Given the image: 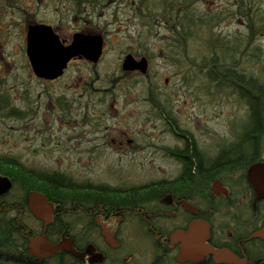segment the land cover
<instances>
[{
  "label": "flooded vegetation",
  "instance_id": "flooded-vegetation-1",
  "mask_svg": "<svg viewBox=\"0 0 264 264\" xmlns=\"http://www.w3.org/2000/svg\"><path fill=\"white\" fill-rule=\"evenodd\" d=\"M42 5L43 0H0V38L11 37L17 30L26 42L29 28L37 24L51 26L60 36L57 27L41 20L29 19L30 16L35 18L40 15ZM14 22L19 23L18 27ZM78 32L81 31L75 30L74 34ZM138 53L140 54H128L136 60L147 59V72L123 70L125 56L121 53L114 67L115 71L107 74L108 78L105 80H94L98 87L94 89L95 94L91 93L88 98L99 102L98 105L106 110L107 99L125 100L129 94H137L133 86L138 85L142 90L144 88L143 91L149 94L147 99L155 109L148 116L158 114L159 122L164 125L162 128L166 129L160 130L159 139L162 134H168L172 140L163 149L170 164L177 166L178 174L148 176L145 180L135 182L132 177L130 180L125 175L115 176L113 179L105 173L96 176L94 170H91L80 179L70 170L39 165L36 167L39 184L44 186L45 181L59 177L72 189V194L66 201L48 198L43 192H39L52 208L46 222L38 219L28 208L30 193L25 191L24 186L27 185L26 171L29 162L0 154V157L15 160L16 164L24 168L23 186L17 187L9 177L0 175V178H8L12 185L8 193L0 194V217L5 219L2 223L9 226L14 221L22 229L19 234L14 233L15 236L27 239L23 242L26 249L18 248L14 251H21L20 259H26L29 253L41 262H49L60 254L77 251L83 264H115L114 261L119 257L113 251L117 250L116 246H123L121 239L130 230L132 233L141 232L143 240L156 246L163 262L170 259L172 264H181L177 262V256L181 247H187L190 258L182 264H264V239L255 236L264 230V193L260 196L249 181L252 167L264 164V146L253 153L249 131L246 125H242L240 131L234 130L235 136L231 142L220 144L218 139L213 138L216 142L206 147L197 132L188 128L180 118L173 116L168 107L158 106L160 103L154 104L159 87H155V78L151 76V56L141 51ZM105 54L104 48L98 62H92L84 56L74 57L67 63L61 77L48 80L35 75L25 47L26 61L37 81L50 84L64 78L74 63H82L86 65L84 68L87 73H84L81 80L88 85L89 77L91 78L96 66L102 64ZM78 73L79 70L77 73L74 70L73 76ZM116 76L118 77L114 78ZM77 80L78 77H73L71 83L75 85ZM41 96L39 95L40 99ZM6 97L0 95V117H18L27 124V107H22L19 113L13 109L9 111L6 101L2 99ZM37 103L40 111L44 100H38ZM113 109L117 112L122 110L121 117H116L114 123L107 120L104 125H95L96 121L90 120V113L97 114V109L73 113L67 131L68 145L74 151L83 148L71 154L74 161L96 167L98 161L107 157L109 152H121L129 157L131 163L127 165H134L140 147H158L155 142L158 138L149 135L147 127L133 121L124 123V117L129 116L130 112L134 114V110L128 112L120 104L113 105ZM39 113L37 112V118L43 124L44 114ZM59 121L60 114L52 116L53 129ZM77 123L82 125L76 126ZM139 139L143 141L140 142ZM14 189L19 192V199H11ZM195 228L193 235L182 236ZM27 233L31 235L27 236ZM41 236L54 244L68 240L71 249L51 254L49 259L41 257L45 253L46 243L33 248L29 242L30 238ZM132 239L129 236V241ZM76 245L83 246V251L78 250ZM31 252L34 254L31 255ZM83 253L85 257L81 256ZM221 254L223 256L219 258Z\"/></svg>",
  "mask_w": 264,
  "mask_h": 264
},
{
  "label": "rangeland",
  "instance_id": "rangeland-1",
  "mask_svg": "<svg viewBox=\"0 0 264 264\" xmlns=\"http://www.w3.org/2000/svg\"><path fill=\"white\" fill-rule=\"evenodd\" d=\"M163 3L152 0L153 14H150L148 7L138 0H43L40 15L35 18L30 16L29 19L57 27L61 39L68 41L66 45L71 43L75 30L103 36L105 58L92 72L88 85L81 80L87 73L86 65L82 63H74L58 82H38L26 61L24 36L16 30L11 37L0 38V46H5L0 48V95L7 96L2 99L6 101L9 111L13 109L19 113L24 106L28 110L27 124L18 117H0V154L19 157L29 162V166L35 165V168L41 165L67 169L80 179L91 170L96 176L105 173L113 179L125 175L135 182L148 176L177 175V166L170 164L163 149L172 140L168 134H162L159 139L160 130L166 129L162 128L164 125L159 122L158 114L148 116L155 109L147 99L149 94L143 91L144 88L133 86L137 94H129L125 100L107 99L106 110L98 105L99 102L88 98L91 93L95 94L94 89L98 87L94 80L107 79V74L115 71L121 53L123 56L130 52L140 54L138 52L142 50L151 56V76L155 78V87H159L154 104L168 107L173 116L197 132L206 147L216 142L213 138L218 139L220 144L234 140V130L240 131L242 125L248 127L249 107L246 101L239 97V90L231 82L228 85L227 81L212 72L209 65L212 51L206 45L209 39L207 34L197 36L187 44H172L176 27L173 26L174 21L166 22L161 16ZM256 4L264 15V0H256ZM194 8L198 13H222L223 19L214 25V32L219 34L218 39H225L236 48L238 53L234 50L235 55L230 57V63L234 62L232 66L240 73L264 81V27L257 28L246 22L235 0H200ZM228 8L233 12L225 15ZM18 24L14 22L17 27ZM216 53L220 59L223 53ZM74 70L80 73L73 76ZM73 77H78L75 85L71 83ZM39 95H42L41 99ZM38 100H44L40 109L43 112L38 111ZM118 104L125 106L128 112L135 111L124 117V123L133 121L147 127L148 134L158 138L155 142L159 148L140 147L134 165H127L131 163L129 157L121 152H109L107 157L98 161L96 167L74 161L71 154L83 148L74 151L68 145L67 131L73 113L97 109V114L90 113V120L96 121L95 125H104L107 120L114 123L116 117H121L122 110L117 112L113 109V105ZM37 112L44 114L43 124L39 123ZM58 114L60 121L55 123L53 129L52 116ZM10 197L19 199V192L12 190ZM128 231V235L121 239L123 246H116L117 250L113 251L119 257L115 264H172L170 259L162 261L156 246L143 240L141 232H133L134 235ZM129 236L133 238L130 241ZM81 256L85 257V254ZM18 257L16 252H9L10 264H30L27 260L20 263ZM31 262L39 264L34 260ZM58 263L59 260H52L49 264Z\"/></svg>",
  "mask_w": 264,
  "mask_h": 264
},
{
  "label": "trees",
  "instance_id": "trees-1",
  "mask_svg": "<svg viewBox=\"0 0 264 264\" xmlns=\"http://www.w3.org/2000/svg\"><path fill=\"white\" fill-rule=\"evenodd\" d=\"M152 0H138L140 4L148 7V12L153 14V8L151 5ZM157 2H163V9L161 11V16L166 20V22L174 21L176 30L174 31L175 37L172 36V44H187V42L194 41L197 36H203L207 34L209 36L206 45L212 51V57L209 60V65L211 70L220 76L221 80H225L232 86L236 87L239 92V97H243L246 104L249 107V119H248V137L251 142V148L253 153H257L261 146H264V81L260 78L250 75L247 76L245 73H240L237 71L234 62L230 63V57L233 58L235 55L234 47L228 43L225 39H218L219 34L214 32V28L217 23H219L223 17L221 12L207 13L196 12L194 6L200 0H155ZM235 5L239 6L241 13L245 17V21L251 23L254 27L263 28L264 27V15L260 12V9L256 4V0H235ZM230 8L225 11V15L232 14ZM224 15V16H225ZM151 26V23H148ZM212 26H214L212 28ZM213 38V39H211ZM220 40V41H219ZM222 48H224L222 50ZM222 52L220 59H218V54L216 52ZM148 54L146 51H141ZM236 53L237 50H236ZM258 56V55H256ZM230 63V64H229ZM230 65V66H229ZM211 73V72H210ZM247 133V132H246ZM24 173V168L14 161L0 157V175L9 177L13 183L19 187L23 186L22 175ZM36 168L35 166H28L26 171V186H24L25 191L30 193L43 192L48 198H54L60 201H66V198L72 194V189L68 187V184L63 181L62 178L55 177L50 179L49 182L45 181L44 186L39 184L36 178ZM66 184V185H64ZM76 190H79L76 188ZM78 193V191H76ZM22 200V199H21ZM4 218L0 217V264H10L8 253L16 252L15 249L25 248L23 242L27 239L17 238L14 233L19 234L22 229H20L17 223L10 222L9 226H4L2 221ZM57 230V229H56ZM52 232V231H51ZM69 232V231H67ZM25 234V233H24ZM31 234L27 233V236ZM77 249L83 251V246L76 245ZM4 255H1V253ZM18 255L21 251H18ZM28 257L26 259L19 258L20 263H24L25 260H34L35 263L39 264H49L51 261L43 262L36 260L27 253ZM78 252H72L69 254H60L57 257H53L54 261L59 260L58 264H83V260L78 256ZM23 259V260H22ZM49 259V258H48Z\"/></svg>",
  "mask_w": 264,
  "mask_h": 264
},
{
  "label": "water",
  "instance_id": "water-1",
  "mask_svg": "<svg viewBox=\"0 0 264 264\" xmlns=\"http://www.w3.org/2000/svg\"><path fill=\"white\" fill-rule=\"evenodd\" d=\"M104 39L102 35L75 33L72 42L65 45V41L54 32L51 26L45 24L32 25L27 33L26 54L36 76L43 79L54 80L63 75L67 63L74 57L84 56L92 62H98L102 55ZM123 69L126 71L140 70L145 73L148 69V61L145 58L136 60L131 54L123 61ZM249 181L261 196L264 193V164L254 165L249 171ZM11 182L8 178H0V194H6L11 190ZM259 196V198H260ZM29 210L40 220L48 221L51 215V207L44 195L31 192L28 196ZM195 229H191L182 236L193 235ZM207 233V232H205ZM256 237L264 239V230ZM206 239H204L205 241ZM31 247L37 248L38 244H44L45 253L41 257H49L58 251H70L68 240L58 244L50 243L45 236L30 238ZM190 250L181 247L177 256L178 263L189 260ZM223 255L221 254L219 258Z\"/></svg>",
  "mask_w": 264,
  "mask_h": 264
}]
</instances>
